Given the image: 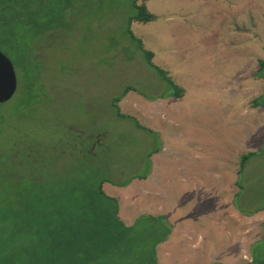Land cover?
Returning <instances> with one entry per match:
<instances>
[{
  "label": "rangeland",
  "instance_id": "obj_1",
  "mask_svg": "<svg viewBox=\"0 0 264 264\" xmlns=\"http://www.w3.org/2000/svg\"><path fill=\"white\" fill-rule=\"evenodd\" d=\"M127 1L75 0L62 25L23 30L20 47L0 43L17 75L14 95L0 103V198L20 162L58 165L74 145H96L115 180L149 171L124 186L104 183L125 222L175 215L172 239L156 248L159 264L250 261L264 210L241 213L233 195L238 155L258 150L264 138V106L253 105L264 94V78L255 76L264 59V0L146 2L158 18L132 29L185 88L180 98L158 97L164 82L124 35ZM127 84L137 90L123 95L122 111L155 134L114 116L110 98ZM244 177V205L264 204V156L251 160ZM193 185L202 193L181 187ZM255 249L264 262V242Z\"/></svg>",
  "mask_w": 264,
  "mask_h": 264
},
{
  "label": "trees",
  "instance_id": "obj_2",
  "mask_svg": "<svg viewBox=\"0 0 264 264\" xmlns=\"http://www.w3.org/2000/svg\"><path fill=\"white\" fill-rule=\"evenodd\" d=\"M147 1H127L123 33L164 82V92L158 97H183L185 88L174 80L169 69L153 61L154 52L144 47L143 40L132 29L134 21L158 18L148 9ZM73 4L75 0H0V43L20 47L23 30L40 33L55 29L64 23ZM255 76L264 78L263 58L258 59ZM130 90L137 89L127 84L120 94L111 96L114 116L155 134L136 116L122 111L119 101ZM253 105L264 106V94L254 98ZM74 147L75 151L67 154V162L49 165L34 158L31 165L20 162V172L11 175L10 188L0 198V264H159L156 248L172 232V223L164 214L153 213L125 222L119 215L118 197L108 194L103 187L106 182L127 185L135 178H145L149 171L128 180H115L114 174L106 172L108 165L98 160L96 145ZM158 150L150 151L149 156ZM263 156L264 138L258 150L238 155L233 204L246 215L264 210V204H255L251 209L243 199L248 164ZM27 166L29 170L24 171ZM263 242L264 234L251 243V260L239 264H264L255 249Z\"/></svg>",
  "mask_w": 264,
  "mask_h": 264
},
{
  "label": "water",
  "instance_id": "obj_3",
  "mask_svg": "<svg viewBox=\"0 0 264 264\" xmlns=\"http://www.w3.org/2000/svg\"><path fill=\"white\" fill-rule=\"evenodd\" d=\"M17 89V75L12 60L0 50V103L9 100Z\"/></svg>",
  "mask_w": 264,
  "mask_h": 264
},
{
  "label": "crops",
  "instance_id": "obj_4",
  "mask_svg": "<svg viewBox=\"0 0 264 264\" xmlns=\"http://www.w3.org/2000/svg\"><path fill=\"white\" fill-rule=\"evenodd\" d=\"M185 191H187L189 188L191 189V191H193V192H197V190L198 189H200V190H198L199 192H201L202 193V191H203V188H197L196 187V185H193V186H191V187H188L187 188V186L185 187V186H181ZM178 189V188H177ZM182 189V190H183ZM187 189V190H186ZM164 208V207H163ZM167 207H166V205H165V208L164 209H166ZM175 209L177 210V211H179L180 210V207L177 205V203H176V206H175ZM163 213L164 214H167V216H168V218H169V221L172 223V225H173V231L172 232H175V226H176V223L175 222H177V221H175L176 219H173V217L175 218V215L174 214H172L173 216H171L172 218H170L169 217V213H170V211H169V213L167 212V211H163ZM154 214V213H153ZM157 214H160V213H157ZM180 217V216H179ZM183 218V217H182ZM177 219H180V218H177ZM171 232V233H172ZM171 233H170V235H171ZM182 233V232H181ZM168 236V238L165 240V241H163L162 243H165V242H167V241H169L170 239H172L171 238V236ZM241 263V262H240ZM231 264H235V263H231ZM236 264H239V263H236Z\"/></svg>",
  "mask_w": 264,
  "mask_h": 264
}]
</instances>
